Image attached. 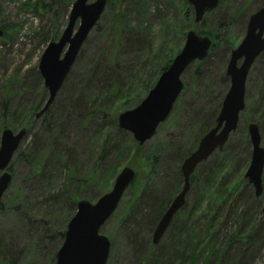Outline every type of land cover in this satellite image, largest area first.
Segmentation results:
<instances>
[{
    "label": "rangeland",
    "instance_id": "rangeland-1",
    "mask_svg": "<svg viewBox=\"0 0 264 264\" xmlns=\"http://www.w3.org/2000/svg\"><path fill=\"white\" fill-rule=\"evenodd\" d=\"M37 1L0 0V22L2 25L10 26L6 33L7 39L3 36L0 37V134L4 129L17 132L25 128L27 131V135L21 141L18 150L10 161L9 166L12 170L9 171L8 166L12 180L0 201L6 209L4 213L0 212V235L10 233L12 245L15 248H22L28 261H33V264H54L55 260L52 262V255L56 254L62 243L58 237L60 231L48 232L47 235L42 233L40 242L38 241V246L35 247L30 242V229L24 228L22 218L15 214L12 206H10L11 199L15 198L16 195L19 196L23 189L26 188L29 191L32 187H37L33 180L26 183L25 179L29 163L34 162L33 158L26 159L19 154L26 152L33 155L36 153L35 148L38 142L43 145L45 141L42 140L44 137H48V134H45L43 130V123L51 121V127L54 128V131L55 129L58 130L60 134L57 138L58 147L51 151L63 149L64 153L61 155L64 160L66 159V163L59 162L55 167L54 171L58 177L60 176L65 181L66 176H68L66 175L67 171L73 170L76 180L80 181L84 176L90 174L89 171L93 167L95 159L89 148L92 146V139L95 136L93 134L96 129H93V124L85 129L81 120L76 117V112L73 110L66 111V108H62V103L65 96L71 91L74 79L80 76L83 69H86L92 60L97 59L108 45L106 35L110 33V21H112L115 9L106 5L97 26L90 32L78 54L75 61L76 65L74 64L70 71L72 77L67 83H63L64 87L60 88L61 91L59 90L60 92L48 109L50 112L44 120H35L32 129L30 126L14 129L10 126L12 122L11 112L16 107L24 108L30 105L40 94V87H43V82L41 77L39 80L37 79L39 59L47 45L59 39L67 24L68 15L75 0H40V4L45 6V9L35 14L32 6ZM93 1L88 0V3ZM130 1L135 2V0H129V4ZM147 1L149 13L145 23L153 30L151 33L147 32V38L145 37L147 42L152 39V44L158 46L164 37L163 34L159 33V24L161 22L172 23L173 21L178 24L179 30L182 29L185 34L189 30L198 34L200 26L203 25L206 32L213 33L220 41L216 49L210 52L201 64L197 65V62H193L184 71L181 76L182 92L175 101L169 116L157 127L150 140L138 145L129 133L125 132L127 135L118 134L113 125L109 124L105 129L112 141H118L119 144L125 146H130V141H134L136 147L139 146L137 149L132 147L131 151H128L129 153L123 159L117 174L123 167H130L134 172L142 171L147 168L152 158L157 157L154 174L150 173L149 177L154 185L167 188L172 183H170V174L176 158L188 149L191 152L196 149L198 145L197 143L195 146L196 132L202 126L204 118L215 111L218 104L222 102L229 88L228 78L226 77V81L222 79L225 74V69L224 72L222 70V63L227 54L239 44L245 34L249 16L261 7L259 5L264 0H219L221 3L218 7L205 14L199 24L193 22V12L190 18H184V12L180 10L182 0H173L174 5L171 6H168L165 0ZM124 10L125 6L123 7ZM130 10L129 18H133L134 13ZM77 25L78 22L75 28ZM167 41H170V38ZM183 42L184 37L179 39L178 52ZM175 52H177V48ZM137 53H132L130 48L122 50L116 68L126 70L140 56V52ZM147 66L150 67L152 64L147 63ZM117 69L114 70L116 75L118 74ZM150 71L152 72L153 69ZM141 84L143 85L144 82L135 84L134 87L137 90L132 92L133 97L129 99L127 97L126 101H113L107 105V112L109 113L107 119L116 120V127L118 115L133 109L147 95L148 92L143 93L139 90ZM263 87L264 51L255 60L248 73L245 84V109L239 115L236 131L229 136L230 142L228 143L227 140L223 146V152L214 151L205 162L195 169V180L186 196V205L183 210H180L179 218H175L176 224L166 230L160 242L164 240V244L168 245V239L180 232L183 233L182 241H185L187 240V232L194 229L196 238H191L190 244L201 248L203 241L200 242V239H206V234L215 232L214 226H218L219 231L213 238L211 253L214 249L222 252L230 235L235 232L237 239L231 243L230 247L237 251V255L241 256L240 258L244 256L243 263L264 264V240L261 241V233L258 232L260 226L264 228V218L261 213V208L264 206V189L262 196L259 197V202H256L253 199V189L244 178L250 161L251 148L249 146L248 154L243 145L244 137L247 136L248 138L246 129L250 123L256 124L259 128L260 138L264 137V94H261L264 92ZM7 91L11 97L6 108L4 94ZM45 97L47 99V92ZM95 121L96 126L100 125L99 119ZM261 146L264 147L262 140ZM148 159L150 160L148 161ZM105 164H110L109 166L118 165L114 155H108ZM116 175L107 188H104L102 183L105 177L104 171L102 174L98 173L94 176L90 183L81 184L82 186L76 185V182L72 181L68 184L64 182L67 188L65 194L67 196L77 194L79 200H87L93 204L99 197L111 190ZM262 181H264V169ZM231 187L237 189V192H232ZM224 190H226L225 193H223ZM160 193L164 196L162 190ZM220 197L223 200L227 198L222 205L220 203L224 202L223 200L217 202ZM129 198L130 193L127 190L114 214L99 231V234L105 236L110 242L109 258L106 264H143L148 253L149 246L146 238L149 226L147 223L154 209L151 207V201L139 205L135 210L134 218L130 217L127 223L125 213ZM161 199V196L158 195V200ZM48 209L49 207L47 210L44 208L45 213L42 211L41 214L44 216ZM188 217L189 221L185 222ZM220 219H222L221 225L213 224V221L217 222ZM208 222H210L209 226L207 225ZM240 225L241 230L238 229ZM255 226L257 230L251 231V228ZM35 230L33 229V231ZM134 234L137 236L135 240L132 237ZM245 235L249 237L250 241L247 246L240 242ZM139 241L140 243H138ZM140 244L141 247L139 248ZM201 260L197 264H201ZM185 264L188 262L186 261Z\"/></svg>",
    "mask_w": 264,
    "mask_h": 264
},
{
    "label": "trees",
    "instance_id": "trees-1",
    "mask_svg": "<svg viewBox=\"0 0 264 264\" xmlns=\"http://www.w3.org/2000/svg\"><path fill=\"white\" fill-rule=\"evenodd\" d=\"M165 1L168 6L174 5L173 0ZM181 4L180 10L184 12V18H190L192 15V8L187 4L186 0H182ZM107 5L108 7L115 9L112 21H110V33L106 35V40H108L109 43L106 45L105 50L100 56L97 59L92 60L87 68L83 69L81 75L74 79L71 91L65 96V100L62 103V108H66V111L73 110L76 112V117L78 120H81L85 129L91 124L94 125L93 129H96L93 134L95 136L92 139V146L89 148V151L93 154L95 159L94 165L89 171L90 174L84 176L80 181L76 180L73 170L67 171L66 175L68 176H66L67 178L65 181L61 179L60 176L58 177V174L54 171L55 167L59 162L66 163V159L64 160L61 155L64 153L63 149L55 152L51 151L56 149L55 147H58L57 138L60 136L58 130L55 129L54 131V128L51 127V121L43 123V130L45 134H48V137H44V140H42L45 141L43 145L38 142L37 147L35 148L36 153L33 155L26 152L19 154L26 159L33 158L34 162L29 163V169L25 179L26 183L33 180L37 187H32L29 191L26 190V188L23 189V192L19 196L16 195L15 198L11 199L10 206H12L15 214H18L19 217L22 218L24 228L30 229V242L35 247L38 246L42 233L47 235L48 232L55 230L60 231V233L58 232V237L60 238V242L63 241L66 224L73 216L76 210V203L80 199L77 194H69L68 196L65 194L67 193V188L64 182L68 184L72 181L76 182V185L82 186L90 183L94 176L98 173L102 174L104 171L105 177L102 183L104 188H107L121 167L120 165L123 159L126 158L132 147H135L136 149L139 148V146L136 147L134 141H130V146H125L119 144L118 141H112L106 134L107 132L105 129L110 124L115 127L118 134L127 135L125 131L116 127V120L107 119L109 116L107 105L113 101H126L127 97L128 99L133 97L132 92L137 90V88L134 87L137 83L144 82V84H141L139 87V90L143 91V93L148 92L154 86L159 75L169 67L175 54L179 50V39L185 36L183 30L181 28V30H179L178 24L174 23V21L172 23L161 22V24H159V33L163 34L165 38L163 37L162 42L158 46L154 45V43L152 44V39L148 42L145 39V37L147 38V32H153V30H151L152 27H148L147 23H145L149 13V7H147L149 4L147 0H135L133 3L130 1V4L129 0H108ZM262 5H264V2H262L259 7H262ZM124 6L125 10L123 11ZM119 8L122 9L120 10ZM44 9L45 6L40 4V0L32 6V10L35 14H38L40 10ZM129 10L134 13L136 19L134 17L129 18ZM9 27V25L5 26L0 22V30L3 33V38L7 39L6 33ZM198 34L207 35L213 39L210 52L216 49L218 42H220L216 35L206 32L203 25L200 26ZM169 38L170 41H167ZM126 48L132 49V53L140 52V56L126 70H123L122 68L117 69L116 65L120 57L119 55L121 51ZM176 48L177 52H175ZM229 54H227L222 63L223 72ZM201 62H197V65L201 64ZM147 63H151L152 66H147ZM115 69L118 70L117 75L114 71ZM151 69H153L152 72L150 71ZM71 77L72 72L68 74L64 82L67 83ZM37 79H40L38 74ZM222 79L223 81L227 80L225 74ZM63 87L64 85L62 88ZM40 90V94H38L37 98H35L30 105L25 106L24 108L21 106L16 107V109L11 112L12 122L10 126L12 128L19 129L22 126H30L32 129V124L35 122L34 115L42 108L43 102L46 99L44 88L40 87ZM261 94H264V92H261ZM10 97L11 94L9 91L5 92L4 105L6 108ZM220 104L221 102L218 104L215 111L204 118L202 126L198 132H196L194 137L195 146L199 139L214 126ZM48 112L50 111L48 110L40 119L44 120ZM96 119L101 121L100 125L96 126ZM261 140L264 143V137H262ZM229 142L230 140H228V143ZM243 143L249 154L250 145L247 136L244 137ZM217 151L223 152L224 147L222 146L217 149ZM190 153L191 150L188 149L176 158L174 167L171 169L170 183H172L169 187L167 186V188H164L154 185L150 179V173L154 174V169L156 167L157 157H154L151 160L148 159V161L150 160L151 162H149L146 169L135 172L134 180L128 188L130 198L126 204L125 218L127 223L130 220V217L134 218L136 213L135 210L139 205L151 201V207L154 209L147 223L149 227L146 241L148 242L149 250L144 258L143 264H185L186 261L188 264H197L200 259H202L201 264H213V262H215L214 264H244V256L243 258H240L241 256L239 257L237 255V251L230 247L231 243L237 239L235 232L230 235L222 252H218L215 249L212 253L210 252L213 238L219 231V227L214 225L215 223L221 225L222 219L217 222H215L216 220L214 219V225L212 224V226L215 227V232H208L205 236L206 239H200V242L201 240L203 241L201 248H198L196 245L191 246L190 244L191 238H196V231L194 229L187 232V240L185 241H182L181 236L183 233L180 232L171 237V239H168V245L164 244V240L157 245H153L152 242H150V235L159 218L164 213L173 197L178 191H180L179 189H181L182 176L180 166ZM108 155H114V159H116L118 165L109 166L110 164H105ZM10 170H12L11 166H9V171ZM194 174L195 172H193L190 177V187L195 180ZM262 185L264 189V181H262ZM231 188L232 192H237V189L233 187ZM101 190L103 189L101 188ZM161 190L164 192V196L160 193ZM225 191L226 190H224L223 193H225ZM232 192L229 191V193ZM158 195L162 198L160 201L158 200ZM253 199L256 202H259V198L254 196ZM142 200L143 202H140ZM220 200L223 199L220 197L217 202ZM225 200H227V198ZM225 200L220 204H224ZM46 206L49 207V209L43 216L41 212L44 208L47 210ZM181 210H183V208ZM5 211V207L0 203V212L4 213ZM43 212L45 213V210ZM179 215L180 211H178L172 219V222L169 225L170 228L176 224L175 218H179ZM186 221H189V217L185 222ZM209 224L210 222L207 223L208 226ZM33 229L36 230L33 231ZM238 229L241 230V225ZM255 229L257 230L256 226L254 228L252 227L251 231ZM258 232L261 233L260 239L263 242L264 237L262 234H264V228L260 226ZM132 237L133 240L137 239L135 234ZM240 242H242L244 246H247L250 242L249 237L245 235ZM12 243L10 233L0 235V264H33V261H28L24 250L18 247L15 248ZM138 243H140V241ZM140 247L141 244L139 245V248ZM54 260L55 254L52 255V262H54Z\"/></svg>",
    "mask_w": 264,
    "mask_h": 264
},
{
    "label": "water",
    "instance_id": "water-1",
    "mask_svg": "<svg viewBox=\"0 0 264 264\" xmlns=\"http://www.w3.org/2000/svg\"><path fill=\"white\" fill-rule=\"evenodd\" d=\"M107 2L108 0H94L91 3H88V0H75L59 39L49 43L45 48L37 70L47 92V99L42 108L35 113L36 121L48 111L56 98L84 42L100 20ZM186 2L192 8L195 24H199L205 14L219 5V0H186ZM2 35L0 30V37ZM211 47L212 40L207 35H199L193 30L187 31L183 45L169 67L159 75L154 86L137 106L118 115L117 127L129 133L138 145L150 140L157 127L167 119L182 92V74L193 62L203 61ZM263 51L264 6L249 16L243 38L230 51L225 67L229 88L222 99L215 124L200 138L196 149L183 160L180 166L181 189L155 225L151 238L153 245L160 242L174 216L184 207L190 189V177L197 166L205 162L214 151L224 146L229 136L236 131L239 115L245 109V84L248 73ZM246 130L251 152L244 178L252 187L254 196L259 198L263 193L264 147L261 146L259 128L256 124H248ZM26 135L25 128L17 132L9 129L1 131L0 201L12 180L8 166ZM134 177L135 172L132 168L123 167L116 175L109 192L103 194L93 204L87 200H79L76 203L75 213L66 225L63 241L55 254L54 264L107 263L110 242L105 236L100 235L99 231L118 208ZM261 213L264 218V206L261 208Z\"/></svg>",
    "mask_w": 264,
    "mask_h": 264
}]
</instances>
